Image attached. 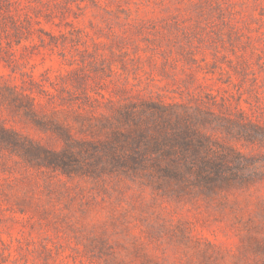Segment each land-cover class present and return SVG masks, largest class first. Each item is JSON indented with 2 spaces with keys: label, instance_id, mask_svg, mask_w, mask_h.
<instances>
[{
  "label": "rangeland",
  "instance_id": "374dc122",
  "mask_svg": "<svg viewBox=\"0 0 264 264\" xmlns=\"http://www.w3.org/2000/svg\"><path fill=\"white\" fill-rule=\"evenodd\" d=\"M0 264H264V0H0Z\"/></svg>",
  "mask_w": 264,
  "mask_h": 264
}]
</instances>
